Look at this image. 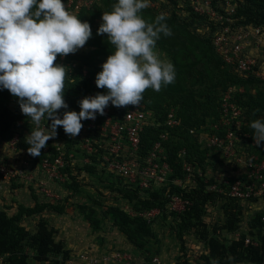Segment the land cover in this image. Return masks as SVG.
I'll list each match as a JSON object with an SVG mask.
<instances>
[{
	"label": "trees",
	"instance_id": "trees-1",
	"mask_svg": "<svg viewBox=\"0 0 264 264\" xmlns=\"http://www.w3.org/2000/svg\"><path fill=\"white\" fill-rule=\"evenodd\" d=\"M100 2L90 10L83 9L79 18L82 19V16L92 13L101 5L107 12H110L113 4L118 3V0H101ZM210 2L213 11L224 16H226L229 3L234 8V13L228 18L230 21L218 22L207 14L197 13L189 0H151L148 10L151 14L148 16L149 22L154 21L160 13L167 15L166 22L173 35L170 37L161 35L160 40L157 41V47L171 56L176 71V80L165 87L171 98L170 102L156 97L155 93H152L151 97L149 94L151 89L143 94L144 99L141 103L155 112L158 122L162 125L148 127L142 133L141 153L145 155L159 140L161 133H168L169 141L163 143L165 161L172 169L168 180L163 185H155L151 189L141 191L138 186H124L118 176H115L116 182L110 179L114 175H108L107 180L100 177V180L105 182L106 189H110V193L117 194L118 198L128 204L130 213L126 208L111 205L97 217V211L93 207L79 204L78 208L95 231L103 230L102 225L105 220L112 218L113 226L118 227L123 234L131 238V241L133 237H155L152 226L156 218L161 217L163 222L169 220L171 230L180 247V256L176 264H196L189 258L187 243L188 238L191 237L197 243L202 244L205 249V255L197 264H264L262 222L264 211H256L249 215V210L259 199L252 198L243 202L230 195L232 186L238 181H245L246 175H231L222 179L210 177L205 158L201 156L203 153L200 152L201 144L198 139H203L200 134L206 129L207 119L213 118L212 120L217 122L220 120L221 104L218 110L215 107V100L220 97L216 96L214 99L215 96L211 94L207 95L204 100L202 94H199V97L198 93L185 87L183 79H186L187 72H193L200 63H203L207 77L212 78L211 91L216 92L221 86H224L223 92L226 93L231 90L235 91L237 87L245 88L243 95L232 92L231 97L232 102L242 111L243 127L240 131H243L241 135L243 141L239 142L241 147L238 150L240 152L244 150L247 156L256 155L258 151L264 152V142L261 146H256L253 139L254 130L250 127L253 120L263 118L264 114V91H261L264 87V78H261V63L253 57L256 63L251 71L239 73L236 70L237 64L227 63L214 44L215 37L226 27L229 28L230 33L261 29L264 34V0H210ZM86 44L91 48L90 56L92 57L105 56L107 60L115 51L114 46L108 43V38L103 40L90 38ZM246 55L249 56L247 49L242 53V56ZM62 58L58 57L56 63L67 69L64 99L68 107H72L76 102L72 101L69 92H75L81 88L74 82L73 72L69 69V66L73 64L71 55L64 57V60ZM89 74L94 75L91 71ZM85 76H88L87 73ZM199 77L204 78L205 74L199 72ZM196 81L201 80L197 78ZM84 87V90L95 93V95L108 94L107 89H104V92L98 90L95 92V86L89 84L87 80L84 81ZM254 90H256L255 93L252 92ZM0 101L4 104V118L0 120V137L5 143H11L18 134L14 131V126L26 116L19 106V98L14 97L7 89L0 88ZM9 105H12L10 109ZM128 107H122L120 111ZM172 107L179 109L176 111ZM171 109L175 110L181 121L180 126L175 128L164 126ZM65 111L66 109L59 110L58 114L63 116ZM44 123L51 127V120L44 119ZM191 131H194L195 135L191 134ZM245 134L249 137H245ZM220 135L225 136V132H221ZM56 138L66 143L68 148L73 144L71 136L64 132L63 127L57 129ZM17 146L22 152L28 153L30 145L25 140L21 142L20 137ZM181 151H185V154ZM216 153L218 157H222L221 152ZM44 158L43 149L39 157L29 154L30 161L35 165L40 164ZM184 162L192 164V177L189 184L185 183L187 172L183 169ZM232 162L237 170L238 164ZM74 170L67 168L64 171L68 174V189L75 190L71 196L80 192L82 187L79 182V177L82 176L80 172L84 170L88 176L93 175L91 177H96L95 174H97L96 167L92 166H86L83 169L76 168L77 174H74ZM100 175L104 177L105 173ZM84 180L83 178L82 181ZM176 180L183 181L184 185L179 186ZM15 181L3 184L5 186ZM174 196L186 203L184 210L180 212L170 210L169 204ZM49 201L51 199L46 197L45 202L35 200L33 207L20 206L13 216L9 215L8 208H0V256L4 258L2 264H67L68 261L75 259L73 251L67 248L65 241L57 239V229L50 225L49 215L51 213L62 214L64 208ZM155 209L160 211V215L152 223H148L147 219L140 215ZM27 220L35 223L33 228L30 229L26 225ZM243 227L245 230L242 232ZM224 233L227 235L240 233V237L233 236L229 241L223 238ZM247 238L257 243V246L246 245Z\"/></svg>",
	"mask_w": 264,
	"mask_h": 264
},
{
	"label": "clouds",
	"instance_id": "clouds-1",
	"mask_svg": "<svg viewBox=\"0 0 264 264\" xmlns=\"http://www.w3.org/2000/svg\"><path fill=\"white\" fill-rule=\"evenodd\" d=\"M150 3L118 0L112 11L103 12L97 35L106 34L115 51L103 63L96 85L108 94L84 98L79 113L65 111L61 119L59 110L68 108L64 99L68 72L56 61L86 45L92 37L90 24L68 11L63 0H0V88L19 98L22 113L34 125L25 138L30 155L41 156L59 127L71 137L79 136L82 121L95 120L97 113L103 116L109 103L138 107L146 90L160 92L175 82L174 65L157 50L161 35L173 33L165 13L151 22L143 17ZM44 119L51 120L50 129L41 127ZM250 127L256 146H261L264 118L253 120Z\"/></svg>",
	"mask_w": 264,
	"mask_h": 264
},
{
	"label": "built area",
	"instance_id": "built-area-1",
	"mask_svg": "<svg viewBox=\"0 0 264 264\" xmlns=\"http://www.w3.org/2000/svg\"><path fill=\"white\" fill-rule=\"evenodd\" d=\"M101 0H63L68 11L72 12L78 18L83 9L90 10ZM194 6V10L199 14H207L216 19L218 22L224 20L230 21L228 18L234 13V8L228 3L229 7L226 10V16L219 15L213 11L210 6V0H189ZM263 34L261 29L240 30L230 33L228 27L223 29V32L215 37L214 44L219 53H221L225 61L229 64H237L236 70L239 73H249L256 60L252 56H242V53L247 49L246 46L251 41L256 42L255 36ZM264 44V40H259L257 47ZM64 60V57L62 58ZM63 64V62H62ZM234 92L231 90L230 94ZM91 95L88 97H94ZM87 97V98H88ZM222 105L220 120L215 122L211 127L206 126V129L201 132L200 136L207 142V148L215 152H221L222 157L227 160H233L235 164H244L246 168L245 181L236 182L231 190L230 195L241 201H249L252 198L259 200L264 197V160L252 154L247 156L246 153L240 152V143L242 142V133L240 129L243 127L241 120V109L232 102L231 99L226 100ZM62 110V109H61ZM66 111H81L80 104L68 107ZM62 119L63 116L59 115ZM83 129L79 136L71 137L72 145L64 142L53 143L52 139L47 142V146L43 149L45 158L40 165H31L38 167L47 176L46 181L41 182L39 187L40 192L50 197L59 198L53 189L47 186V181L64 183L68 181L67 168H73L74 174H77L76 168L83 169L86 166L96 167L98 175H114L121 178L123 185L138 186L141 191L151 189L152 186H160L166 183L172 169L165 161V147L163 143L169 141L168 133H161L159 140L154 143L150 150L143 155L141 153V136L148 127H159L162 124L158 122L154 111L147 109L142 103L138 107L129 106L125 110H121L109 103L105 109V114L96 115L95 120L82 121ZM181 121L177 117L174 109L168 112L167 120L164 126L175 128L180 126ZM41 127L50 129V127L41 121ZM225 132V136L220 133ZM191 134L195 135L194 131ZM245 137H249L245 134ZM54 140V139H53ZM19 141V135H16L10 143L16 149ZM52 141V142H51ZM52 149V150H51ZM185 154V151H181ZM29 160V153H27ZM28 161L18 162L17 164L0 160V182L9 183L13 180L21 183H30L34 180V175L29 174L27 166ZM183 169L187 172L185 183L189 184L192 177V164L184 162ZM28 171V172H27ZM30 173H33L30 171ZM84 178L86 172H80ZM176 184L183 186L181 180H176ZM214 188V187H213ZM186 203L179 197H172L169 208L172 211H182L185 209ZM146 218L148 223L160 215V211L155 209L150 212L140 214ZM263 233H264V217ZM235 238L240 237V233H236ZM246 245L252 244L257 246V243L246 239ZM114 255V256H113ZM114 258V260H113ZM3 257L0 256V264L3 262ZM117 261H122L120 253L108 252L103 254L101 258H96L90 255L89 252H81L78 257L67 262V264H113ZM155 264H161L158 258L154 259Z\"/></svg>",
	"mask_w": 264,
	"mask_h": 264
},
{
	"label": "rangeland",
	"instance_id": "rangeland-1",
	"mask_svg": "<svg viewBox=\"0 0 264 264\" xmlns=\"http://www.w3.org/2000/svg\"><path fill=\"white\" fill-rule=\"evenodd\" d=\"M101 3L102 2H100V4ZM149 9L150 8H147L142 12L143 17L148 21V16L151 15L148 11ZM103 12L107 11L105 10L104 6L101 5V7L95 9L92 11V13L82 16L81 21L88 22L92 28L91 38H100L101 40L107 38L106 34L104 36L97 35L98 29L102 24ZM255 39V43L254 41H251V43L247 44V53H249L250 56L255 57L258 63H261L260 73L262 74L261 78H264V44L258 47L256 45L259 40H264V34L255 36ZM157 50L162 54V58L169 60L173 64L171 56L161 51L158 47ZM90 52L91 48L86 44L75 54H70L73 59V64L69 66V69L73 72L72 76L74 77V82L78 84L81 89L78 91L74 90L75 92H69V95L72 101H75L77 104H80L79 102L84 98L95 95V93L84 90V81L86 80L89 81V84L95 86V92H97V90L99 92H104V89L97 87L96 77L98 73L102 71V65L106 62V57H92L90 56ZM89 71H91L94 75L89 74ZM199 72H203L205 77L200 79ZM84 73H87L88 76L86 77ZM185 77L186 79L183 78L185 80L184 86L192 89L195 93H198V96L199 94H202V99L205 100L206 96L211 94L215 96L214 99L216 96L220 97V99L215 100V107L217 110L220 104V108H222V105L226 103L225 101L231 99L233 96V94H230L231 91L229 93L223 92L224 86L219 87L216 92H214V90L211 91L213 86L212 78L209 76L207 77V72L205 71V65L203 63H200L197 69H195L193 72H187ZM197 78H199L201 81L197 82ZM235 89L236 90L234 93L237 92L241 95L245 93V88L243 87H237ZM255 91L256 90L252 92L255 93ZM261 91H264V87L261 89ZM152 93L157 94L155 96L158 98L161 97L166 99L167 102L171 101V98H169L165 87H163L160 92H155L151 89L149 93L151 97ZM211 98L213 97L211 96ZM202 102L204 101L202 100ZM11 106L9 105V109ZM172 108H175L176 111L179 109L176 107ZM3 118L4 104L0 101V120ZM26 118L19 120L17 122L18 124L14 126V131L18 133L17 135H19L21 142H23L25 138L31 134L32 127H34V125H31L30 120ZM212 119L213 118L207 119L208 121L206 126L209 125V127H211L212 124L215 125L214 123L217 121ZM53 139V143L60 142L56 137ZM198 140L201 144L200 152L203 153L201 156L205 158L207 163L206 166H208V176L222 179L223 177L242 175L243 173H246L244 164L238 165L236 170L235 165L232 162L233 160H227L220 156L218 157L216 152L207 148V142L203 141L204 139ZM258 152L259 153L255 154L259 159L264 160V152ZM0 160H5L14 164L28 161L30 165L27 166V170H29V172H27L31 175H34V180L30 183H20L15 181V183H13L11 186L10 184H5V186H3V184L1 185V209L8 208L7 211L9 215L13 216L17 213V210L20 206L33 207L35 200L43 202L46 201L47 195H45L43 192L41 193L37 187L40 186L41 182L47 180V176L44 174V172L42 173L38 167L31 165L32 162L30 159L27 160V152H22L18 146H16V149L13 148L10 143H5L0 137ZM30 171L33 173H30ZM86 175L87 176L84 177L85 182L82 181L83 179L79 181L82 186L80 188V192L73 196H71V194L75 192V190L73 188H69L70 190L68 189V181L64 183L54 181L46 182L47 186L50 187V189L52 188L56 195H59V198L48 196V199H51L49 202L64 208L62 214L51 213L49 215L50 225L57 229V239L65 241L67 248L73 251V256L75 258L78 257L81 252H89L90 255H93L99 259L105 253L113 252V254L120 253L122 259V261H117V263L113 262V264H155V258H158L161 261V264L177 263L180 256V247L177 238L171 230V224H169V220L168 222H163L161 217L156 218L152 226L153 232L156 236L145 238L133 237L134 242L130 240L131 238L123 234L118 227L113 226L114 223L112 218L105 220L104 224L102 225L103 230L99 232L95 231L90 226L86 216L78 208L79 204L85 205L86 207H93L97 211V217H99L102 211H105V209L111 205H117L126 208L129 213L131 210L126 202L118 198L117 194L112 192L110 193V189H106L105 182L100 180V177L107 180L109 176L105 175L102 177L101 175L98 176V174H95L96 177H91L93 175L88 176L87 173ZM115 178L116 177L114 176L110 179L116 182ZM37 190L41 194H38ZM1 193H4V196ZM117 199L119 200L117 201ZM249 211L247 210V214L249 212V215L256 211H264V199L254 203L251 207V210ZM208 220L210 219L208 218ZM25 223L30 229L33 228L35 224L31 220H27ZM243 228L244 229H242V232L245 230V227ZM233 236L237 237L236 234H223V238H227L229 241L233 238ZM187 245L189 247L190 260L197 264V262H200L201 258L205 255L204 246L200 243H197L192 237L188 238Z\"/></svg>",
	"mask_w": 264,
	"mask_h": 264
},
{
	"label": "crops",
	"instance_id": "crops-1",
	"mask_svg": "<svg viewBox=\"0 0 264 264\" xmlns=\"http://www.w3.org/2000/svg\"><path fill=\"white\" fill-rule=\"evenodd\" d=\"M243 174H245V173H243ZM2 184H3V183L0 182V188H1V185H2ZM11 185H13V184L10 183V186H11ZM3 186H4V184H3ZM3 186H2V187H3ZM34 188H35V187H34ZM37 189H39V187H38ZM37 193L40 194L38 190H37ZM1 194L3 195L4 193H1ZM3 196H4V195H3ZM39 198H40V197H39ZM259 201H262V200H259ZM81 264H84V263H81Z\"/></svg>",
	"mask_w": 264,
	"mask_h": 264
},
{
	"label": "bare ground",
	"instance_id": "bare-ground-1",
	"mask_svg": "<svg viewBox=\"0 0 264 264\" xmlns=\"http://www.w3.org/2000/svg\"><path fill=\"white\" fill-rule=\"evenodd\" d=\"M264 199V197H262L260 200Z\"/></svg>",
	"mask_w": 264,
	"mask_h": 264
}]
</instances>
